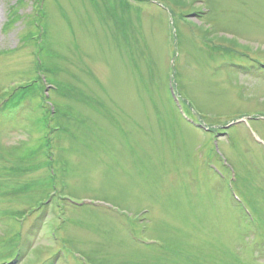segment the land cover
Returning a JSON list of instances; mask_svg holds the SVG:
<instances>
[{
    "label": "rangeland",
    "instance_id": "obj_1",
    "mask_svg": "<svg viewBox=\"0 0 264 264\" xmlns=\"http://www.w3.org/2000/svg\"><path fill=\"white\" fill-rule=\"evenodd\" d=\"M43 3L45 36L0 0V105L39 80L0 111V263L264 264V0Z\"/></svg>",
    "mask_w": 264,
    "mask_h": 264
},
{
    "label": "trees",
    "instance_id": "obj_2",
    "mask_svg": "<svg viewBox=\"0 0 264 264\" xmlns=\"http://www.w3.org/2000/svg\"><path fill=\"white\" fill-rule=\"evenodd\" d=\"M43 4H42V1H40V9H39V15L38 16H36L37 17V19L38 20H42L43 19V17H44V15H45V13H44V9H43ZM9 28H10V26H9ZM39 49H41V52L42 51H44L45 50V46H42V45H40V47H38ZM39 69H46V68H48V67H46V65H45V67L42 65V64H40L39 63ZM53 70V68H48V71L50 72V71H52ZM65 85V84H64ZM62 86L63 85H59V84H57V91H61V92H63V94L64 95H70V97L71 96H73V97H71L72 99H76V100H78V101H83V98L84 99H88V100H84L85 101V103H87L88 105H90L91 107L92 106H94L95 104H96V102H99V101H96V99H94L93 97H90V96H85V94H84V91L81 89V88H78V87H75V85H72V84H68V85H65V89L64 88H62ZM25 89V91H22L21 93H20V95L17 97L18 98V102L17 101H15V99L14 98H12L10 101H12V102H14V105H18V103H19V100L20 99H23V98H26V97H31V94L33 93L34 95H37V91H35L36 89H34V88H32V87H30L29 89L28 88H24ZM33 97V96H32ZM11 102V103H12ZM10 103V104H11ZM10 104H8L7 105V107L10 105ZM48 113H49V119H50V115H52V111L51 110H49L48 111ZM62 114L61 115H59L58 117H60V116H62V115H65V113L66 112H61ZM45 118H47V117H45ZM74 119H78L77 117H73ZM44 119V118H43ZM50 146H51V144L49 145V143L45 146V147H49L50 148Z\"/></svg>",
    "mask_w": 264,
    "mask_h": 264
}]
</instances>
